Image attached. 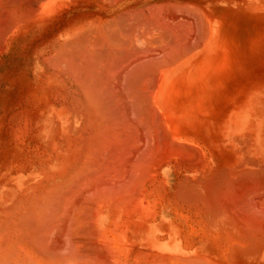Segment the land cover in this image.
I'll use <instances>...</instances> for the list:
<instances>
[{
    "label": "bare ground",
    "instance_id": "6f19581e",
    "mask_svg": "<svg viewBox=\"0 0 264 264\" xmlns=\"http://www.w3.org/2000/svg\"><path fill=\"white\" fill-rule=\"evenodd\" d=\"M25 36L0 264H264V0H0Z\"/></svg>",
    "mask_w": 264,
    "mask_h": 264
},
{
    "label": "rangeland",
    "instance_id": "374dc122",
    "mask_svg": "<svg viewBox=\"0 0 264 264\" xmlns=\"http://www.w3.org/2000/svg\"><path fill=\"white\" fill-rule=\"evenodd\" d=\"M30 43V38H26V36L20 38L11 43L8 50L0 55V172L3 170V173H0V178H3L4 173H7L6 169H9L14 163L21 162V159H25L27 156L23 155L24 150L15 140V114L23 111H25L23 113L34 112L45 105L43 98H40L41 91L33 93L34 88L32 89L34 84L36 86V81L32 76L35 60ZM20 149L21 151L18 153L17 151ZM11 162H13L12 165Z\"/></svg>",
    "mask_w": 264,
    "mask_h": 264
}]
</instances>
